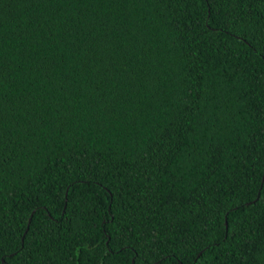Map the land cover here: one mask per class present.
Segmentation results:
<instances>
[{"label": "trees", "instance_id": "trees-1", "mask_svg": "<svg viewBox=\"0 0 264 264\" xmlns=\"http://www.w3.org/2000/svg\"><path fill=\"white\" fill-rule=\"evenodd\" d=\"M262 34L264 0H0V264H248Z\"/></svg>", "mask_w": 264, "mask_h": 264}, {"label": "snow or ice", "instance_id": "snow-or-ice-1", "mask_svg": "<svg viewBox=\"0 0 264 264\" xmlns=\"http://www.w3.org/2000/svg\"><path fill=\"white\" fill-rule=\"evenodd\" d=\"M197 0H160V3H163L165 6L172 5L177 11H179L182 8H187V6L190 3H195ZM214 2V0H212ZM211 2L207 4V10L209 12V15H211L210 9H211ZM183 19H181V23H183ZM199 25L196 26H190L188 28V32L191 34V36H194L196 31L199 29ZM177 35L182 37V33L179 31V28H177ZM191 36L189 37L191 39ZM261 40L264 41V34L261 36ZM262 48H264V44L261 45ZM190 131V129H189ZM261 135L264 136V120H262L261 124ZM163 142V141H161ZM253 199H256L254 197ZM246 225L240 224L233 228L232 234L235 237L236 235H239L240 233H243L244 237L246 238V245L243 247V249L240 252L241 257L248 262V264H256V261L259 260L260 264H264V229L261 231V235L259 240H253L252 237L248 236L247 232L244 231ZM241 245L245 244V240H241L239 242ZM227 247V246H226ZM233 247H237V245H234ZM157 248L159 249V245H157ZM259 252V254H258ZM166 259H170L167 255L163 257H156V264H164V261ZM226 261H231L232 256L231 253L225 257ZM132 264H135V261L132 262Z\"/></svg>", "mask_w": 264, "mask_h": 264}]
</instances>
